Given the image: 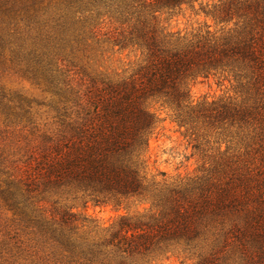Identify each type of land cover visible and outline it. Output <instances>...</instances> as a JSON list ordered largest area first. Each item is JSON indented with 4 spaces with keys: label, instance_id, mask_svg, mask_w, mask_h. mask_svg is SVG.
<instances>
[{
    "label": "trees",
    "instance_id": "1",
    "mask_svg": "<svg viewBox=\"0 0 264 264\" xmlns=\"http://www.w3.org/2000/svg\"><path fill=\"white\" fill-rule=\"evenodd\" d=\"M22 1L39 21L0 28V70L52 90L56 107L41 125L0 83V264H150L170 253L220 264L234 251L263 264L264 0L8 8ZM184 8L212 24L168 28L163 15ZM93 44L133 60L122 74L86 71ZM209 77L232 94L195 101L191 86ZM155 104L196 155L192 174L148 176ZM88 207L123 212L104 225Z\"/></svg>",
    "mask_w": 264,
    "mask_h": 264
},
{
    "label": "rangeland",
    "instance_id": "2",
    "mask_svg": "<svg viewBox=\"0 0 264 264\" xmlns=\"http://www.w3.org/2000/svg\"><path fill=\"white\" fill-rule=\"evenodd\" d=\"M202 1L211 3L215 0ZM10 2L11 0H8L6 3L8 7ZM24 3L23 1L17 2L14 8L4 7L0 4V28L5 26L6 23L12 24L13 22H18L20 28H23L27 24L33 23L34 20L39 21L40 13L30 12L26 8L28 3ZM34 16L36 17L35 19ZM163 18L168 28L181 30L182 32L197 29L203 26L205 22L212 24L211 20L205 18L202 14L196 15L188 8H184L172 16L163 15ZM132 60V56H127L125 52L117 53L104 44H93L84 55L80 56L79 65L86 71L101 72L109 75L114 73L122 74L127 70ZM9 65L12 69L15 67L14 63H9ZM10 71L3 72L0 70V83L12 91L22 93L28 99L29 108L35 122L41 125L45 122H50L55 114L56 107L54 92L43 85H36L32 80H28L18 73H13L11 69ZM217 81V77H209L195 82L191 86L192 98L197 101L204 95L211 98L232 94L227 81H224L221 85ZM151 109L157 113L160 122L149 141L146 167L148 176L158 175L160 172H164L169 177L192 174L197 164L196 155H193L190 145L181 135V130L171 121L170 111L168 108L159 106V104L153 105ZM1 126L3 127L0 122V129ZM2 134L4 133L2 132ZM84 212L89 218L95 219L100 224L108 225L123 211H114L109 207H88ZM242 257H244L242 253L239 254L234 251L233 255L228 256L220 264H254L251 260L247 259V261L245 257ZM242 259L246 260V262L242 261ZM195 261L183 254L170 253L155 257L150 264H195Z\"/></svg>",
    "mask_w": 264,
    "mask_h": 264
}]
</instances>
